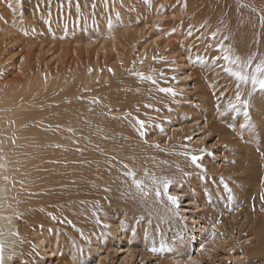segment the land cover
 I'll return each mask as SVG.
<instances>
[{
  "label": "bare ground",
  "instance_id": "bare-ground-1",
  "mask_svg": "<svg viewBox=\"0 0 264 264\" xmlns=\"http://www.w3.org/2000/svg\"><path fill=\"white\" fill-rule=\"evenodd\" d=\"M167 13L180 15L173 33L165 27ZM261 14L264 0H0L5 264H52L55 259L56 264H107L110 249L117 252L123 243L121 264H126L137 253L135 242L165 250L168 264L171 259L200 263L202 254L193 255L196 226L201 232L220 231L226 219L237 217L228 209L241 213L246 205L254 218L260 217L261 235L247 248L257 242L264 251V91L241 88L249 100L248 116L243 108L229 112L236 81L223 70L225 61L214 62L224 55L221 42L242 59L264 58ZM189 37L198 43L201 59L180 61L172 75L165 67L168 56L177 55L175 48L183 46L179 40ZM66 45L85 49L87 57L69 68L46 69L44 49L53 48L60 57ZM141 72L157 83L133 74ZM161 87L185 93L192 104L178 107L177 97L160 92ZM221 97L224 107L217 103ZM209 112L218 114L214 121ZM137 117L146 121L145 137L134 127ZM156 121L167 128L158 130ZM249 121V127H241ZM193 122L204 124L201 141L219 133L232 149V184L212 181L217 177L213 163L202 164L204 172L183 155H203L202 145L195 153L175 140ZM171 140L175 151H166ZM125 164L145 184L151 175L171 178L169 193L184 202L177 214L167 212L166 195L158 200L153 191L141 197L124 175Z\"/></svg>",
  "mask_w": 264,
  "mask_h": 264
},
{
  "label": "rangeland",
  "instance_id": "rangeland-1",
  "mask_svg": "<svg viewBox=\"0 0 264 264\" xmlns=\"http://www.w3.org/2000/svg\"><path fill=\"white\" fill-rule=\"evenodd\" d=\"M168 16H165L166 22L165 27L166 30L170 31L171 33L174 32V30L179 29L178 24L180 21H176L179 19L178 14L172 15L167 13ZM171 18V19H170ZM184 27V26H183ZM182 28V27H181ZM145 39V37H144ZM143 39V40H144ZM179 43H181L183 46H180L181 48H175V54L180 55L179 60L176 58L177 55L168 56V60L166 61L165 67L168 68V72L170 71L172 75H174L177 72V68L179 67L180 61L189 62L191 64L192 61H194L199 53V47L197 46V42H195L194 37L185 38L184 40H179ZM192 44V45H191ZM191 46V47H190ZM66 48H61L62 56L58 57L55 55H58V52H54V49H48L46 47L42 53V59L43 63L52 70H55V68H64L63 66L71 67V65L77 61L78 59L82 60V58L87 57V53L85 49L79 50L73 47V45L65 46ZM177 52V53H176ZM60 53V52H59ZM60 54V55H61ZM62 58V60L60 59ZM57 60V61H56ZM50 69V70H51ZM178 73V72H177ZM176 73V74H177ZM175 89V88H173ZM177 91V90H175ZM220 94H217L216 97H219ZM177 97L178 101V107L181 106L184 108L187 107L186 98L187 95L183 92H180L175 95ZM215 97V98H216ZM222 97L217 100V103L222 104V107H224V103H222ZM195 104V103H193ZM230 112V111H229ZM209 115L211 116V120L213 119V116H217V113L209 112ZM208 115V116H209ZM188 117H191L189 115ZM230 115L227 114V118L229 119ZM203 120V119H201ZM210 117H208V121L211 122ZM156 126L160 129L165 130L167 127L165 124H163L161 121H156ZM195 126L192 129H188L187 131H182L183 137L176 136L175 140L178 138L181 140L182 149H186L189 151L191 149H195V153H197V148L199 145H202L203 148V155L201 156L202 164L206 167L209 163H213V172L217 175V177H213L212 181L217 182L220 181V186H228L233 183L234 174L231 172V170H228V167L231 166V169L234 164V159L232 155L230 154V151L232 150L228 144H226V141H224V137L220 136L219 133L213 134L211 137L207 138L205 141H201L200 138L202 137V129L201 127L204 126V124H197L196 122ZM219 124L225 125L226 120H219ZM169 128V127H168ZM169 130H172V128H169ZM162 131V130H161ZM232 138L236 139L238 135L236 134V130H232L231 132ZM188 137H191V139H187ZM219 138L221 141L218 142ZM164 143V141H162ZM173 143V140H171L170 144ZM167 147L166 151H175L176 144L172 145H166ZM201 148V147H200ZM205 169V168H204ZM205 172V171H204ZM187 202V201H185ZM231 202H235V200H231ZM183 203H180L179 208L181 209V205ZM264 204V200H263ZM264 207V206H263ZM240 209V208H238ZM244 212L237 213L233 209H228V211H234L235 215L237 216L236 219H233L229 217L224 221V223L221 224L220 231L214 230L213 227L211 228H205L204 232H201L198 228L194 230L195 235V242H194V251L193 255H200L202 254L203 260L200 263H197V260H193L189 264H264V251L261 248L256 247V244L252 250L247 248V244L251 239H260L261 235L259 233L258 223L260 222V217L254 218L252 213L250 212L248 206L246 205L243 208ZM233 215V214H232ZM264 217V213H262ZM252 221H255L252 224ZM257 225V226H256ZM261 225H264L262 222ZM203 227V226H201ZM217 237L216 242L213 243V239ZM221 240V241H220ZM135 250L136 255L134 257V260L131 262H127L126 264H156L158 262H164L162 264H168L165 262L166 255L164 253L165 250H160V247H146L144 245H139V242H135ZM120 250L117 252H113V249H110V255L106 259L107 264H121V260L126 255L125 249H127V246L124 245V243L120 246ZM143 248L146 252H142ZM103 255H106L108 250L104 248ZM198 251L201 254H198ZM254 254L251 255L250 254ZM262 253V254H261ZM56 259L53 260L52 264L55 263ZM44 264H49L48 261L43 262ZM98 263V261H97ZM125 264V262H123ZM169 264H177L174 261H170ZM180 264H187L186 262H181Z\"/></svg>",
  "mask_w": 264,
  "mask_h": 264
},
{
  "label": "snow or ice",
  "instance_id": "snow-or-ice-1",
  "mask_svg": "<svg viewBox=\"0 0 264 264\" xmlns=\"http://www.w3.org/2000/svg\"><path fill=\"white\" fill-rule=\"evenodd\" d=\"M242 6H247V5H242ZM9 7H11V5H9ZM13 11H15V9H13ZM259 19H260L261 26H264V14H261ZM25 34H27L26 31H25ZM191 34H192L191 31H189V35ZM211 35H212V38H215L218 35V30L216 32H213ZM227 39L228 38L226 36L223 37V40H227ZM218 48L224 52V55L215 57L214 62L220 61V60L225 61L226 63L223 65V70L229 76L233 77L236 81V96H235L236 102L229 103V106H228L229 111L239 112L241 108H243L244 115L247 117L249 100L243 98L244 93L241 91V88L250 85L252 91H256V90L264 91V58L257 59L256 55H250L246 59H242L239 55H235L232 52V49L230 46H226L222 42L218 44ZM161 59L163 58L161 57ZM200 59L201 58L197 56L196 62H199ZM89 71L91 72L92 69H89ZM109 71L111 72L113 70L109 69ZM133 74L140 77L141 80H148L153 84L157 83L156 79L151 75H145L142 72L133 73ZM158 90L165 94H171L173 96L176 95L175 89L173 88L161 87ZM98 102H99L98 98L91 100V103L93 104L98 103ZM249 126H250V121L246 124L241 125V127H244V128H247ZM134 127L136 128V131L139 133L141 137H145L147 135L146 121L141 120L137 117ZM69 131H72V130L69 129ZM187 139L190 140L191 137H188ZM57 147H60V145H57ZM156 147H159V145H156ZM183 155L189 158L191 164L194 167L199 168L202 171L206 172V169H204L202 163L200 162L202 159L200 155L189 153L187 151L184 152ZM2 167H4V165L0 164V168ZM123 167L125 169H128L124 173V175L131 179L133 186L136 188L137 192L140 194L141 197H147L153 191L158 200L161 198L162 195H166L167 200L171 205V207L167 209V212L173 215L177 214L180 201H179V197L173 196L169 193V188L174 183V181L171 178L156 177L155 175H151L150 183L145 184L144 179H137L136 172L133 169L129 168L128 165L125 164L123 165ZM145 176L149 177V173L147 172V170H145ZM4 179L7 180L8 177H4ZM262 199H264V196H262ZM16 235H19V234L16 233ZM4 249H5L4 241L0 239V264H5L6 258L4 254Z\"/></svg>",
  "mask_w": 264,
  "mask_h": 264
}]
</instances>
